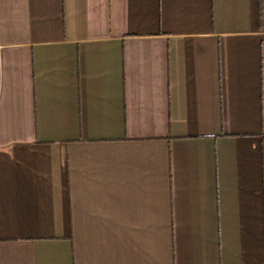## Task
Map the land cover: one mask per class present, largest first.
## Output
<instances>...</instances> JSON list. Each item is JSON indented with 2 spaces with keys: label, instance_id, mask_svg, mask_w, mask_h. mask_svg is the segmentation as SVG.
<instances>
[{
  "label": "crops",
  "instance_id": "0c3cea01",
  "mask_svg": "<svg viewBox=\"0 0 264 264\" xmlns=\"http://www.w3.org/2000/svg\"><path fill=\"white\" fill-rule=\"evenodd\" d=\"M0 264H264V0H0Z\"/></svg>",
  "mask_w": 264,
  "mask_h": 264
}]
</instances>
